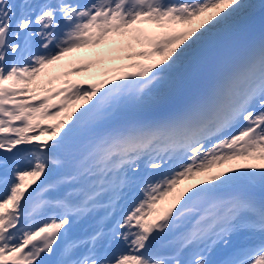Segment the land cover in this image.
I'll return each instance as SVG.
<instances>
[{
    "label": "rangeland",
    "instance_id": "374dc122",
    "mask_svg": "<svg viewBox=\"0 0 264 264\" xmlns=\"http://www.w3.org/2000/svg\"><path fill=\"white\" fill-rule=\"evenodd\" d=\"M241 1L243 0H201L198 1L197 4H192V6L189 5L190 9L197 8L196 12L190 17L183 18L180 15L178 17L176 15L175 18H170L169 16H163L165 14H157V21L151 19L155 14H147L148 10L152 8V6H147L142 12V15L135 18L137 23H146L150 26L151 38L144 39V43L139 44L140 34H135L130 30L126 31V29L131 26V22L134 21H124L120 25L116 24V29L108 28L104 24L101 27L103 32H101L100 41L97 46H90V50H86V45L84 44L83 48L79 51L78 48L81 46V39H73V37L79 34V28L83 26L85 28L87 25L81 24V18H77L80 16V13H76V9H71L69 10L70 18L68 19L69 29L66 31L65 35L62 36V41L64 40L67 42L69 39L73 40L66 44L65 42L63 43L65 46L63 47L65 56L62 59L57 58L59 59L58 64L60 65V69H58V72L53 71L54 80L52 81L57 84L58 91L55 92L54 90H49L45 96L48 99L54 100L62 98V102L66 106V109H70V112H73L71 116L67 115V110L65 113V115H67L66 121L70 122L76 119L81 122L87 121L86 116L91 109V106H95L101 98L100 93L102 90L99 89L100 83L105 84L103 93L106 95V98L110 99L109 102L112 101L113 95H117V114H119L120 111V104H127L128 100L132 102L134 95L136 96L135 101L139 99L150 100L147 104L148 111L145 113V116H150L151 113L155 114L156 112L165 110L167 107L177 103L189 94L196 93L194 97L197 96V104L199 103V96L200 98L202 96L204 99L208 100L211 98L210 93L212 89L211 87L206 86L205 82L206 80L214 81L215 77L212 72H224L226 75L231 76L233 72L240 67L244 59L251 57V52L256 48L259 41L258 38H260L258 34L264 30V20H258V12L262 5L257 9L255 8L257 4L254 6L256 0H248L251 5L242 7L238 5V2ZM110 3H113V5H111L112 7H110V11L113 12L116 10V5L114 1ZM99 5L100 0L94 3V8L96 7L97 12L99 11ZM23 11L24 10H22L21 14L19 13L16 15L15 18L17 19L18 16L25 14V19L29 26L37 25V23L30 22L28 17L30 11ZM102 13L100 15H102ZM14 15L13 10L11 9L12 18ZM124 18L127 20L130 19V17L128 18L126 16H124L123 19ZM116 20L121 21L122 19L118 15ZM226 21L235 24L233 33H225L222 31L221 27ZM110 22H115L113 17L110 19ZM86 23H91V20H87ZM127 23L129 26L128 28ZM56 25V28H58V21ZM188 26L193 28V33L191 32L186 36L179 33L181 28ZM5 27L10 28L11 30L10 26ZM20 28L21 26L19 25V29ZM182 31L185 30L182 29ZM13 33L15 32H12L11 30V34ZM58 36L59 31L56 36H53V39L56 38L57 41ZM129 36L131 37V40L128 39ZM214 37H218V39H215ZM130 41L132 44H129ZM135 43L138 44L136 47H134ZM242 46L243 48L240 50V53L233 54L234 56L226 64L225 68L219 70L217 63L222 60L221 57L226 55L228 49L237 47L241 48ZM175 62H179L180 66L175 65ZM160 68H167L169 70L168 75L165 77L157 76L155 72ZM128 69L136 70V73L133 75L134 77L127 80L128 82L125 81L122 75H120L119 79L117 72L119 70L128 72ZM26 70L19 68L12 71L13 73H7L5 76L0 74L1 85L7 83V87L9 86V88L16 94L28 93L31 89L30 87L37 82L39 68L37 73L36 68L35 70H31L30 67H27ZM28 71L31 73H28L31 77H29V79H24L28 78L25 74ZM90 72L100 73L103 77L102 82L94 80L89 84L85 81L82 82L84 85L92 86L93 90L82 91V89H78V87L76 88V84H78V82L75 83L77 80L76 78H82V76L88 78V76L91 75ZM219 83L220 81L218 84ZM1 85V144H3L2 146L4 147L14 148L15 144L17 145L21 143V141L20 138L12 134V132L16 131H11V126L14 124L13 127L15 129L20 128V126L26 128V120L30 119L31 114H29L30 111L18 112L16 116H14L16 120L12 123V118L5 113L2 107L5 110L14 108L11 105H8ZM124 85H127L128 87L127 92L124 89ZM161 89L166 92L167 95L162 99H157L159 98L158 95L156 98L154 97L151 99L149 94L157 92V94H160L162 92ZM45 90L46 88L37 89V94L42 95ZM41 91H43L42 94H40ZM257 98L264 106V89L262 94H257ZM79 99H81V101H79ZM157 101L161 102L155 104ZM70 105H72L71 108ZM247 106L248 105L243 106V109L241 108L244 110L243 112L240 111L242 112L241 116H246L248 114V110L246 109ZM21 107H24V105H21ZM19 110L22 111L23 109L20 108ZM59 110L63 112L62 109ZM102 110L103 108L98 110L95 113V116L92 117L93 123H96L98 118L105 117ZM62 112H59V116L64 120L65 116ZM111 113L113 112L111 111ZM262 115L264 116V111H261V113L256 116L260 118ZM261 124H263V122ZM242 129L243 127H239L240 131H242ZM230 131L231 129H228L226 134H229ZM244 131L237 133L236 135H228L229 141L231 137L232 139L237 138L238 136V138H241V135L247 132L246 130ZM109 133L110 131L100 135L95 131L90 132L91 135L89 141L87 139L85 141L87 151L90 154H93L96 145L101 143L103 137ZM226 137L227 136H224L220 140L218 139L217 142L219 145L222 143L224 145L231 143V141L229 142L228 140L225 143ZM249 142L251 145L246 148V153L243 156L234 153L229 155L226 153L227 156L225 155V157L219 153L214 155V152H211L210 147L206 149V142L201 143V145L205 144L203 146L192 148L191 152L186 156L187 160L185 162L189 168L190 164H196V168L191 170L192 175L190 177L192 179L186 186L188 191L185 192L182 183L186 184V179L190 177H183L180 168L172 174H167L165 180L168 184L173 181V184L166 188L164 194H154L158 199L161 198L164 201L161 205L162 213L157 220L161 221L162 218H166L163 225H165V228L168 229V231H171L173 227L177 225V218L180 212L187 211V198L190 194L202 193L207 190L214 192L221 190L223 186H227L223 185L224 183L220 184L218 182L220 179H211L210 177H212V174L223 175V178L233 177L231 181L233 184L228 186L237 189L238 193L233 195L232 198L239 196L241 189H243L237 181V176L242 175L247 178L252 177L253 180L256 181H254L255 185L246 188L252 189L254 192H264V129L257 132V135L251 137ZM108 144L109 143H106L104 148L107 153L110 152V146ZM226 151L227 150L223 149V152ZM82 163L83 162L79 165H82ZM140 166H142L141 163L139 166H136V168L138 169ZM229 171L233 172V174H229ZM72 179L75 178H68V181ZM192 186L194 187L192 188ZM160 194L162 197L159 198ZM238 204V201L233 200L231 205L227 208V212L232 213V209ZM220 212H224V210H220ZM2 220L4 221V219ZM23 238H25L26 242L31 243L28 235H24ZM6 240L7 238L2 236L0 243H5ZM48 246L49 243L44 245L33 243L30 247L39 251L42 255H46V247ZM29 256H33L31 252L29 253ZM98 262L99 264H103V261ZM129 264H137V261L130 260ZM255 264H264V261L258 260V263Z\"/></svg>",
    "mask_w": 264,
    "mask_h": 264
},
{
    "label": "bare ground",
    "instance_id": "6f19581e",
    "mask_svg": "<svg viewBox=\"0 0 264 264\" xmlns=\"http://www.w3.org/2000/svg\"><path fill=\"white\" fill-rule=\"evenodd\" d=\"M31 1V3H33V1L36 3V0H30ZM154 0H143V3H144V9H143V11L145 10V8L147 7V6H149V7H151V5H152V2H153ZM153 4L154 5H159V4H161L160 2H159V0H155L154 2H153ZM111 5H113V3H110V2H108V0H100V5L98 6V10H100L101 8V10H102V12H104L106 9H108V8H110V7H112ZM143 5V4H142ZM162 5V4H161ZM163 6V5H162ZM36 7V4L34 5L33 4V8H35ZM153 8V7H152ZM25 10L23 11V12H26V11H30L29 9H28V5H27V3H26V8H24ZM142 11V12H143ZM7 18L8 19H10V18H12V16H11V7H10V4L7 6ZM42 12H43V10L41 9V10H39V14H41L42 15ZM101 12V13H102ZM98 13H100L99 11H98ZM100 13V14H101ZM134 14H136L135 12L134 13H132L131 15H126V17H132ZM157 16L158 15H153L152 17H151V19L152 20H154V21H157ZM170 18H175L176 17V13L175 14H170V15H168ZM17 20V24L16 25H11L10 23H9V21H4L1 25L2 26H10L11 27V30H12V32H16V31H18V29H19V25H25V24H28V22H27V20L25 19V14H22V15H20V16H18V18L16 19ZM18 20H19V22H18ZM20 23V24H19ZM56 23H57V20H55V21H53L52 23H50L49 25H48V28H49V32L48 31H46V32H40L39 33V35H37L39 38H43V36L44 35H47V33H50V32H54V36H56L57 35V33H58V28H56ZM45 24H47V23H39L38 25H35L36 26V28L38 27V29H39V27L40 28H45L46 27V25ZM139 25H141V24H143V23H138ZM43 25H44V27H43ZM29 27H31V26H29ZM51 30V31H50ZM140 34V33H139ZM147 34V33H146ZM145 34V35H146ZM140 36H144V35H141L140 34ZM131 37L129 36L128 37V39L129 40H131L130 39ZM55 39V41H56V38H54ZM129 44H132L131 43V41L129 42ZM47 51L48 52H53V53H55L56 52V48H54L53 46H50V45H48L47 46ZM31 70H35V68H34V66L33 67H31L30 68ZM229 135V134H228ZM239 137V136H238ZM231 139H232V137H231ZM229 141V140H228ZM230 142V141H229ZM205 154V153H204ZM197 155V154H196ZM199 155V154H198ZM208 155V154H207ZM227 156V155H226ZM164 164V163H163ZM233 206V205H232ZM233 213V212H232Z\"/></svg>",
    "mask_w": 264,
    "mask_h": 264
},
{
    "label": "trees",
    "instance_id": "16d2710c",
    "mask_svg": "<svg viewBox=\"0 0 264 264\" xmlns=\"http://www.w3.org/2000/svg\"><path fill=\"white\" fill-rule=\"evenodd\" d=\"M238 5L239 6H244V2H238ZM225 26H230L229 24H225ZM242 74V73H241ZM237 79L235 78V79H232V78H229V81H232L233 83L236 81ZM231 84V86H235L236 87V85L235 84ZM158 93V92H157ZM157 93H150L149 95H150V97H151V99L152 98H156V96L157 95H159V94H157ZM148 101H150V100H147V99H139V100H137L136 102H133V106L134 107H144V106H146L147 104H148Z\"/></svg>",
    "mask_w": 264,
    "mask_h": 264
}]
</instances>
